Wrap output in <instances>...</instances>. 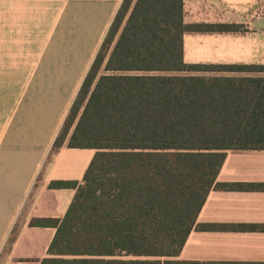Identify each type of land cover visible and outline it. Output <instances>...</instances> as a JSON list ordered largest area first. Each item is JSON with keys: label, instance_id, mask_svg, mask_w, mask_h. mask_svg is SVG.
Wrapping results in <instances>:
<instances>
[{"label": "trees", "instance_id": "1", "mask_svg": "<svg viewBox=\"0 0 264 264\" xmlns=\"http://www.w3.org/2000/svg\"><path fill=\"white\" fill-rule=\"evenodd\" d=\"M186 0H123L56 138L94 149L40 264H172L231 150H264V63H189L191 34L240 33L188 22Z\"/></svg>", "mask_w": 264, "mask_h": 264}, {"label": "crops", "instance_id": "2", "mask_svg": "<svg viewBox=\"0 0 264 264\" xmlns=\"http://www.w3.org/2000/svg\"><path fill=\"white\" fill-rule=\"evenodd\" d=\"M122 2L0 0V264L48 256L57 229L31 222L66 215L76 190L50 184L82 181L96 153L54 144ZM217 181L198 217L214 228L172 264H264V150L228 151Z\"/></svg>", "mask_w": 264, "mask_h": 264}, {"label": "rangeland", "instance_id": "3", "mask_svg": "<svg viewBox=\"0 0 264 264\" xmlns=\"http://www.w3.org/2000/svg\"><path fill=\"white\" fill-rule=\"evenodd\" d=\"M189 14L237 22L240 33L191 34L187 38L189 63H264V0H188ZM227 2V3H224ZM235 2V3H234ZM236 8L238 11H236Z\"/></svg>", "mask_w": 264, "mask_h": 264}]
</instances>
